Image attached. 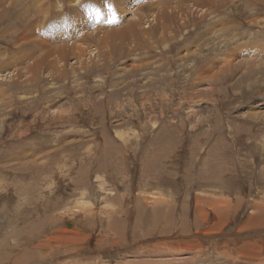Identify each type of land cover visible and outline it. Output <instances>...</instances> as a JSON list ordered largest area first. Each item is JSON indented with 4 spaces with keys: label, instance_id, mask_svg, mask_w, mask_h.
<instances>
[{
    "label": "rangeland",
    "instance_id": "rangeland-1",
    "mask_svg": "<svg viewBox=\"0 0 264 264\" xmlns=\"http://www.w3.org/2000/svg\"><path fill=\"white\" fill-rule=\"evenodd\" d=\"M0 264H264V0H0Z\"/></svg>",
    "mask_w": 264,
    "mask_h": 264
}]
</instances>
